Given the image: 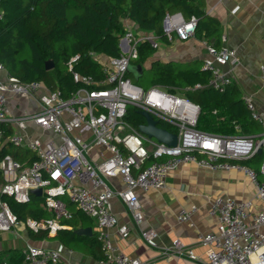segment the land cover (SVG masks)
Wrapping results in <instances>:
<instances>
[{
	"label": "built area",
	"instance_id": "1",
	"mask_svg": "<svg viewBox=\"0 0 264 264\" xmlns=\"http://www.w3.org/2000/svg\"><path fill=\"white\" fill-rule=\"evenodd\" d=\"M2 17L0 11V20ZM196 27L195 17L186 19L179 12L168 13L163 18L162 35L169 43L186 41L194 37ZM141 43H148L154 49L158 47L153 33L136 34L126 27L119 40L118 58L91 54L102 65L103 82L73 72L78 57H72L68 70L79 88L67 97L59 89H48L37 81L20 82L0 63V73H6L5 81L0 80V140L2 126L15 128L7 142L15 149L28 152L32 159L26 166L10 155L1 159L0 196L25 204L32 190L41 189L40 197L52 217L44 221L27 219L24 224L33 232L48 230L51 233L64 228L61 220L72 217L63 200L66 198L77 211L96 221L95 238L103 254L100 264H157L125 255L110 241L107 228L116 227L121 238L128 235V227L118 224L113 215L110 200L118 196L138 226L143 222V213L136 191L164 189L167 176L181 165L241 172L254 186L257 200L264 205V158L258 169L241 163L259 154V150L264 153V114L256 109L251 98L243 97L250 118L261 127L259 134H242L240 126L234 122L235 133L229 135L198 130L199 107L176 88L154 85L144 89L127 77L128 65L137 57ZM204 46L207 57L202 70L210 74L209 80L205 85L195 84L183 91L225 92L232 81L229 71L221 67L237 65L236 51L206 42ZM261 72L264 76V67ZM42 90L46 95L40 101L37 96ZM19 97L38 99V109L14 115L8 102ZM129 106L170 127L171 131H167L176 135V145L158 143L140 132L139 127L128 123L125 116ZM30 124L46 136H27L25 132ZM84 134L89 136L84 137ZM97 146L103 147L108 156L98 161L88 159V153ZM103 177H119L123 189L111 190ZM197 211L195 205L181 208L175 219L194 227L192 217ZM207 212L217 220L216 233H200L197 237L199 244L208 247L207 260L198 262L193 252L178 240L173 241L171 251L184 252L198 264H264L263 211L255 210L251 201L215 197L208 202ZM19 223L0 197V233L12 231ZM155 235L150 228L141 231L149 247H156ZM22 256V264H70L62 261L59 251L33 244H26Z\"/></svg>",
	"mask_w": 264,
	"mask_h": 264
},
{
	"label": "trees",
	"instance_id": "2",
	"mask_svg": "<svg viewBox=\"0 0 264 264\" xmlns=\"http://www.w3.org/2000/svg\"><path fill=\"white\" fill-rule=\"evenodd\" d=\"M194 0H0V63L9 75L22 83L37 81L48 89H59L67 97L70 92L79 88L68 70V62L78 57L73 72L89 76L97 82H103L105 75L102 65L94 60L91 54L106 58H118L120 55L119 40L124 35L123 21L126 20L140 32L153 33L158 40L167 42L162 35V22L166 14L179 12L186 19L195 17L197 27L195 35L203 32L207 37H215L218 22L204 16ZM137 57L130 61L131 65H141L142 75L137 78L127 73L136 85L147 89L154 85L184 88L195 84L205 85L210 77L196 65L177 62L148 61L154 49L148 43H141L137 48ZM52 61L53 68L45 69V62ZM140 82L142 84H140ZM235 88L229 86L225 92L212 89L190 92L188 100L197 105L200 114L196 128L213 134L229 135L235 133L233 122L239 124L242 133H259L260 127L254 122L243 104ZM213 111H216L213 114ZM125 120L139 127L145 120L139 111L129 106ZM160 128L171 131L164 123ZM3 135L0 140V161L5 155L12 156L23 165L32 161L28 152L13 148L7 139L12 134L6 126H2ZM264 158L260 153L241 163L258 168ZM152 160V159H151ZM2 174L0 171V185ZM19 222L27 219L36 221L48 220L52 217L47 211L43 199L30 195L28 203H17L13 198L1 195ZM70 211V204H66ZM71 212V211H70ZM72 213L71 219L60 221L64 228L55 233L48 230H29L32 240L56 239L61 244L72 247L80 245L84 240L91 245L100 244L96 238H86L74 233L73 229L89 220L79 211ZM101 251V250H100ZM20 254L16 264H22ZM12 260V258H11ZM0 264H2L0 262Z\"/></svg>",
	"mask_w": 264,
	"mask_h": 264
},
{
	"label": "crops",
	"instance_id": "3",
	"mask_svg": "<svg viewBox=\"0 0 264 264\" xmlns=\"http://www.w3.org/2000/svg\"><path fill=\"white\" fill-rule=\"evenodd\" d=\"M194 1L205 17L218 22V31L215 32V37H207L203 32L186 41L174 40L169 43L158 40V47L153 48L154 53L148 64L152 60L173 61L190 66L196 65L202 71V63L207 57L204 42L214 44L217 48L226 47L235 50L238 58L237 65L234 67L222 66L221 69L229 71L231 86L239 93L240 99L243 101V97L251 98L256 109L264 114V76L261 72L264 67V0ZM123 24L125 27L132 28L136 34L145 33L138 31L126 20L123 21ZM5 79L6 73H0V80L5 81ZM184 88L176 89L187 97L189 92H184ZM45 93L44 90L40 91L37 98L40 100L46 95ZM38 99L19 97L10 100L8 106L14 115H21L23 111L37 110ZM215 113L216 111H213V114ZM6 129L11 132L15 130L8 125H6ZM25 134L30 137L46 136V133L41 132L32 124L27 126ZM83 136L88 137L89 135L84 134ZM88 156V159L98 161L108 156V153L103 147L97 146L91 149ZM29 159L30 155L25 161ZM104 182L113 191L121 190L124 187L119 177H105ZM136 195L143 213V222L138 226L135 225L124 203L118 196H114L110 200L111 211L118 224L128 227V235L126 238H121L116 227L107 228L105 231L110 241L125 255L142 261H154L157 264H198L200 261L207 260L208 247L199 244L197 237L200 233H216L217 220L215 217L209 216L207 212L208 202L212 198H230L238 202L251 201L255 210L264 213V205L255 197V188L243 173L209 171L191 164L181 165L172 171L166 178L164 189L146 192L138 189ZM63 200L66 204H70L66 198ZM191 205L198 207V211L192 217L194 227L178 223L175 219L176 213L181 208L187 209ZM69 208L73 213L76 211L72 204ZM86 218L89 222L85 225L80 224L73 231L91 228L90 236H81L95 238L98 232L97 223L94 219ZM147 228L152 229L156 234V247H149L141 237V231ZM261 231L264 233V226L261 227ZM0 235H2L0 236V262L2 264H16V259L22 254L26 244L55 249L61 254L62 261L70 264H100L103 258L102 252L97 248L98 245H91L88 240L72 247L63 245L56 239L32 240L24 222H20L12 231L0 233ZM11 238L12 240L17 238L19 244L10 241ZM175 240L184 245L185 249H190L197 257L198 262L189 259L184 252L171 251L172 243Z\"/></svg>",
	"mask_w": 264,
	"mask_h": 264
},
{
	"label": "water",
	"instance_id": "4",
	"mask_svg": "<svg viewBox=\"0 0 264 264\" xmlns=\"http://www.w3.org/2000/svg\"><path fill=\"white\" fill-rule=\"evenodd\" d=\"M53 68L52 61L45 62V69L47 71ZM128 73H132L136 78L142 75V66L141 65H128L127 68ZM142 117L145 119V124L139 126V131L145 134L149 138H154L158 143L166 144L168 146H175L177 143L176 135L169 133L167 130L159 128L157 126V121L153 120V118L145 112H139ZM258 153L260 154L261 151L259 150ZM31 194L36 196H41L42 190L36 189L32 190ZM77 235H87L90 236L91 228L85 229H77L74 231Z\"/></svg>",
	"mask_w": 264,
	"mask_h": 264
},
{
	"label": "rangeland",
	"instance_id": "5",
	"mask_svg": "<svg viewBox=\"0 0 264 264\" xmlns=\"http://www.w3.org/2000/svg\"><path fill=\"white\" fill-rule=\"evenodd\" d=\"M123 26H124V24H123ZM124 28H126L125 26H124ZM131 30H132V28H131ZM136 32H138V31H136ZM139 33V32H138ZM140 84H142L141 82H140ZM87 157H89V156H87ZM103 180H105V177H103ZM0 236H2V235H0ZM2 238V237H1ZM14 240H12V238L10 239V241H13V242H15V244H19V241H18V239L17 238H13ZM9 242V241H8Z\"/></svg>",
	"mask_w": 264,
	"mask_h": 264
}]
</instances>
